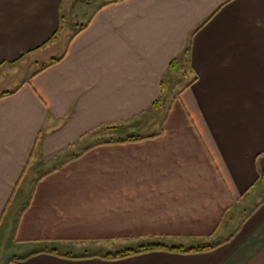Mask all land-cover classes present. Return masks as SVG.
Instances as JSON below:
<instances>
[{
    "label": "crops",
    "instance_id": "0c3cea01",
    "mask_svg": "<svg viewBox=\"0 0 264 264\" xmlns=\"http://www.w3.org/2000/svg\"><path fill=\"white\" fill-rule=\"evenodd\" d=\"M105 4L0 0L5 264H264V0Z\"/></svg>",
    "mask_w": 264,
    "mask_h": 264
},
{
    "label": "trees",
    "instance_id": "16d2710c",
    "mask_svg": "<svg viewBox=\"0 0 264 264\" xmlns=\"http://www.w3.org/2000/svg\"><path fill=\"white\" fill-rule=\"evenodd\" d=\"M107 1H108V4H105V6L110 5V4H114V3H120V2H123L125 0H107ZM191 50H192V41H190V43L187 46V49H186L185 54H184L185 57L189 58V56L191 54ZM58 61L59 60L54 61L53 64L57 63ZM175 65H177V60L173 61L170 68L173 70L175 68ZM160 104H161V100L158 99L156 102H154L153 107L157 109ZM144 139H146V138H143V137H140L137 135H130L126 140H121L119 142L120 143L138 142V141H142ZM109 143H112V142H109ZM93 147H96V146H93ZM93 147H91V148H93ZM76 158H78V156ZM261 178L264 181V171L262 173ZM221 245L222 244L206 245V246L199 247V248H191V249L185 250L182 247H180V248H169V247L162 245V244H148V245H144V246L140 247L137 250H126L124 252H120V253H116V254H109L106 257H104V259L112 260V261L122 260V259H127L130 257H134L137 255H141V254L149 253V252H154V251H168V252H177V253H184V254L203 253V252L213 251ZM47 253H50L53 255H58V252L56 250L48 251ZM62 257L70 258V256H62ZM24 260L25 259H15L14 261L17 262L18 264H22V262H24Z\"/></svg>",
    "mask_w": 264,
    "mask_h": 264
},
{
    "label": "rangeland",
    "instance_id": "374dc122",
    "mask_svg": "<svg viewBox=\"0 0 264 264\" xmlns=\"http://www.w3.org/2000/svg\"><path fill=\"white\" fill-rule=\"evenodd\" d=\"M78 23V22H77ZM78 25H80V23H78ZM79 27V26H78ZM77 28V27H76ZM176 84L172 85L173 88V92L175 94L180 93L181 90H183L189 83L190 81L186 80L184 77L179 78L178 80H176ZM170 89H168V93H169ZM169 95V94H168ZM171 102V100H168V103ZM159 116V115H156ZM160 121V120H159ZM159 125V123H154V125H151L149 132L147 133H152V131L157 128ZM111 134H103V135H99L97 136L95 139H105V137L110 136ZM107 139V138H106ZM83 147H85L83 144H81L78 148L74 149L72 152H70V154H74V153H78L80 152ZM65 156H63L60 160L64 159ZM59 161H54L52 164H49L48 167L44 170L47 171V169L54 167V165H56ZM35 164H31L30 165V169L28 170V173L26 174V176L24 177L23 180V187H26L27 184L30 186H32V183L35 182L37 180V177L44 175V173H35L34 170ZM22 190H25V188H21ZM24 199H26V197H24ZM14 213V210H12V214ZM75 255H79V254H84L85 252L82 251H74L73 252ZM10 257L9 252H5V250H1L0 251V264H5V262L7 261V259Z\"/></svg>",
    "mask_w": 264,
    "mask_h": 264
}]
</instances>
